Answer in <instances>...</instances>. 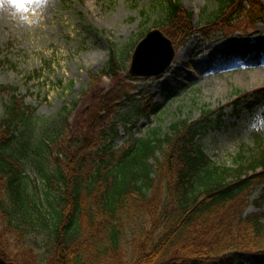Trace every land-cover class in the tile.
Segmentation results:
<instances>
[{"label": "trees", "instance_id": "1", "mask_svg": "<svg viewBox=\"0 0 264 264\" xmlns=\"http://www.w3.org/2000/svg\"><path fill=\"white\" fill-rule=\"evenodd\" d=\"M155 1L178 51L196 36L192 14L179 0ZM213 15L203 21L209 28L202 31L207 42L241 16L252 24L264 21V1L218 0ZM132 47L120 59L112 46L93 84L102 75L113 88L84 125L72 127L65 117L53 136L35 146L36 153L53 158L52 171L41 170L57 192L51 218L29 193L12 148L37 110L25 104L18 88H0V222L7 228L0 232V263L24 264L26 240L37 234L45 237L51 264H264V214L246 212L253 191L264 184L261 138L234 168L217 165L198 144L215 116L206 111L200 122L177 121L166 133L153 130L115 149L120 111L134 102L133 79L122 81ZM248 97L234 102L237 115L244 108L264 109V89L252 102ZM160 111L153 105L132 113L149 119Z\"/></svg>", "mask_w": 264, "mask_h": 264}, {"label": "rangeland", "instance_id": "2", "mask_svg": "<svg viewBox=\"0 0 264 264\" xmlns=\"http://www.w3.org/2000/svg\"><path fill=\"white\" fill-rule=\"evenodd\" d=\"M179 1L192 14L196 36L177 51L181 59L174 69L171 65L152 78H133L129 69L135 47L148 33L160 30L169 38L161 11L154 9L155 0H35L25 13L32 23H21L0 4V88H18L25 104L37 110L12 148L17 151L18 167L25 171L29 193L49 218L57 192L48 187L41 170L50 173L53 158L36 153L35 146L53 136L65 117L72 127L84 125L94 106L113 88L107 77L93 84V77L106 68L113 45L120 59L133 46L122 81L133 79L134 102L120 111L116 150L153 130L166 133L177 121L200 122L206 111L215 116L198 144L213 163L234 168L240 156L248 157L256 147L257 138L264 141V109L243 106L237 115L233 105L241 96H249L252 102L256 92L264 89V59L249 62L253 56H264V21L252 24L241 16L232 28L214 27L221 31L207 42L202 36V31H209L204 17L215 16L218 0ZM153 105L161 110L154 117L137 119L133 114L139 107ZM3 114L0 104V119ZM246 212L264 214V184L253 191ZM6 231L0 222V232ZM44 238L36 234L26 240L24 264H51Z\"/></svg>", "mask_w": 264, "mask_h": 264}, {"label": "water", "instance_id": "3", "mask_svg": "<svg viewBox=\"0 0 264 264\" xmlns=\"http://www.w3.org/2000/svg\"><path fill=\"white\" fill-rule=\"evenodd\" d=\"M177 53L160 30L151 31L135 48L129 75L134 78L159 77L172 65Z\"/></svg>", "mask_w": 264, "mask_h": 264}, {"label": "clouds", "instance_id": "4", "mask_svg": "<svg viewBox=\"0 0 264 264\" xmlns=\"http://www.w3.org/2000/svg\"><path fill=\"white\" fill-rule=\"evenodd\" d=\"M0 4H3L5 9H11V15L13 17H19L21 23H32L28 15L29 12L27 5L29 3L26 0H0Z\"/></svg>", "mask_w": 264, "mask_h": 264}, {"label": "bare ground", "instance_id": "5", "mask_svg": "<svg viewBox=\"0 0 264 264\" xmlns=\"http://www.w3.org/2000/svg\"><path fill=\"white\" fill-rule=\"evenodd\" d=\"M259 46V45H258ZM261 49H263L262 48V46H261ZM261 49H259V50H261ZM250 55V53L248 52L247 53V56H249ZM180 55H177L176 57H175V60H174V62H173V64H172V69H174L175 67H176V64L180 61ZM264 59V56H262V54H258L257 56H253L252 58H250V60H249V62L250 61H257V60H263ZM168 80H166L165 79V83L167 82Z\"/></svg>", "mask_w": 264, "mask_h": 264}, {"label": "snow or ice", "instance_id": "6", "mask_svg": "<svg viewBox=\"0 0 264 264\" xmlns=\"http://www.w3.org/2000/svg\"><path fill=\"white\" fill-rule=\"evenodd\" d=\"M27 3L35 2V0H26Z\"/></svg>", "mask_w": 264, "mask_h": 264}]
</instances>
